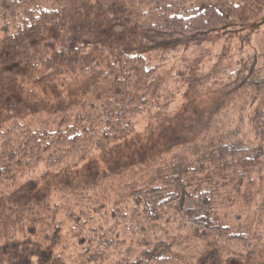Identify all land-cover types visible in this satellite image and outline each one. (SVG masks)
<instances>
[{
    "label": "trees",
    "instance_id": "obj_1",
    "mask_svg": "<svg viewBox=\"0 0 264 264\" xmlns=\"http://www.w3.org/2000/svg\"><path fill=\"white\" fill-rule=\"evenodd\" d=\"M193 1L0 0V264H264L261 234L213 215L215 190L249 201L264 170V149L230 144L242 120L229 121V103L204 122L205 164L190 159L188 144L146 166L126 162L124 193L114 196L61 171L111 150L147 110L165 121L173 100L162 97L163 50L200 47L264 14V0L187 9ZM49 76L62 81L46 86ZM255 79L251 58L206 78L228 94L250 91Z\"/></svg>",
    "mask_w": 264,
    "mask_h": 264
},
{
    "label": "rangeland",
    "instance_id": "obj_2",
    "mask_svg": "<svg viewBox=\"0 0 264 264\" xmlns=\"http://www.w3.org/2000/svg\"><path fill=\"white\" fill-rule=\"evenodd\" d=\"M209 5L210 0H194L188 2L186 8L203 9ZM161 53L167 59L156 64L159 65L160 72L168 78L162 97L163 100H173L165 121L154 117L155 109L147 110L136 118L135 130L120 140L116 147L111 150H96L77 165L63 166L62 172L78 178L89 177L98 187L107 188L114 196L124 193L120 187L127 176L125 166H122L126 162L133 166L139 160L146 166L162 158H170L173 150L179 151L183 144H188L194 148L189 155L190 159L195 163L205 164L210 158L203 146L206 147L211 131L205 128L204 122L214 106L223 107V104L228 103L231 105L229 108H233L229 121L238 126L237 123L242 120L241 131L230 144L264 149V115L260 113L258 119L255 117L258 111L264 112V14L249 25L217 32L200 47H184L179 53L168 50ZM153 54L159 55L158 52ZM243 58L255 61L256 79L250 91L228 94L212 87L213 81L206 80L207 77L223 71H234ZM42 73L46 76L41 69L34 74L40 76ZM59 77H46L44 83L46 86L53 82L57 85L62 81ZM72 80L77 78L72 77ZM80 83L69 82L68 85L74 88ZM34 88V98L39 99L42 90L31 81L28 89ZM28 89L26 87V91ZM76 90L80 92L82 87L77 86ZM177 134L178 139L175 137ZM117 167L120 168L116 169ZM253 177L255 188L252 191L253 198L249 201L233 189L215 190L213 215L223 224L246 227L251 232L261 234L264 244V170L255 172ZM56 222L65 236L63 242L70 241L67 234L69 223L64 222L59 215ZM10 250L14 251L15 248L10 247ZM183 252L185 253L184 248ZM69 253V249L64 250V255ZM206 262L205 264H209V261ZM226 263L232 264V261L227 259Z\"/></svg>",
    "mask_w": 264,
    "mask_h": 264
}]
</instances>
